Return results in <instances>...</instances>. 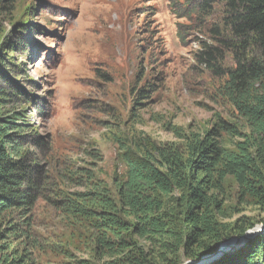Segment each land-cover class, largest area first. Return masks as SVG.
<instances>
[{"label": "trees", "instance_id": "1", "mask_svg": "<svg viewBox=\"0 0 264 264\" xmlns=\"http://www.w3.org/2000/svg\"><path fill=\"white\" fill-rule=\"evenodd\" d=\"M17 4L0 0V264H42L47 255L53 264H182L264 225L245 215L264 214V0L172 5L180 18L211 20L193 70L225 109L200 131L175 129V141L119 138L110 186L70 164L59 173L65 158H54L50 137L24 114L41 104L19 57L42 29L34 5L21 13ZM145 86L132 106L153 92ZM57 219L76 245L54 234ZM210 264H264V234Z\"/></svg>", "mask_w": 264, "mask_h": 264}, {"label": "rangeland", "instance_id": "2", "mask_svg": "<svg viewBox=\"0 0 264 264\" xmlns=\"http://www.w3.org/2000/svg\"><path fill=\"white\" fill-rule=\"evenodd\" d=\"M182 1L19 0L21 13L34 5L33 20L42 29L29 39L27 58L19 57L41 110L31 104L22 110L50 137L54 158H65L56 165L59 173L70 164L110 186L119 138L175 141V129L200 131L213 113L225 109L212 101L206 83L202 86L207 78L193 70L199 41L210 42L205 28L211 20L196 14L180 18L172 5ZM137 85L154 86L153 92L132 106ZM245 215L264 219L254 209ZM255 228L264 225L246 232ZM69 231L61 220L54 222V234L76 245ZM51 258L43 256L41 263L53 264Z\"/></svg>", "mask_w": 264, "mask_h": 264}, {"label": "water", "instance_id": "3", "mask_svg": "<svg viewBox=\"0 0 264 264\" xmlns=\"http://www.w3.org/2000/svg\"><path fill=\"white\" fill-rule=\"evenodd\" d=\"M248 232H246L244 235H242L239 238H232V239L222 243V244H224V243H227L231 240H234L235 242L233 245H231L230 248L221 250L222 244H220L216 252L204 255L197 261H188L184 264H210L213 261L218 260L223 255L229 253L230 251L240 248L244 242L249 241V240L253 239L254 237L260 235L262 232H264V229L258 230L254 235L249 236V237L247 235Z\"/></svg>", "mask_w": 264, "mask_h": 264}, {"label": "bare ground", "instance_id": "4", "mask_svg": "<svg viewBox=\"0 0 264 264\" xmlns=\"http://www.w3.org/2000/svg\"><path fill=\"white\" fill-rule=\"evenodd\" d=\"M256 230H258V228H257V229L255 228V229L249 231V232L247 233L248 237L254 235V232H256ZM234 242H235L234 240H231V241H229V242H227V243L222 244V246H221V250L230 248L231 245L234 244Z\"/></svg>", "mask_w": 264, "mask_h": 264}]
</instances>
